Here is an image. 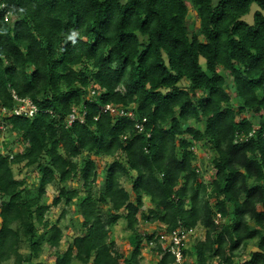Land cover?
Returning <instances> with one entry per match:
<instances>
[{"label":"trees","instance_id":"1","mask_svg":"<svg viewBox=\"0 0 264 264\" xmlns=\"http://www.w3.org/2000/svg\"><path fill=\"white\" fill-rule=\"evenodd\" d=\"M188 1L196 30L186 26L185 0H0V104L11 107L14 90L39 108L33 117L5 119L25 146L12 158L0 153V264H46L34 262L42 246L59 247L63 231L41 203L48 184L57 189L51 205L75 200L85 229L62 253L54 251L52 264H140L144 196V221L164 230L204 228V238L182 250L183 264L188 254L195 264L214 257L264 264V139L238 137L253 124L244 113L264 126V0ZM5 12L15 19L4 21ZM88 88L93 96L86 97ZM106 103L131 106L133 118L101 111ZM75 107L84 119L67 125ZM200 122L202 129L193 125ZM199 140L213 151L208 184L193 164ZM100 156L112 161L96 196L91 185ZM19 163L38 172L34 192L14 176L11 166ZM122 176L131 178V192ZM73 179L82 191L67 185ZM119 220L130 231L129 257L110 238L108 226ZM248 245L254 250L242 258ZM152 249L156 264H175L159 244Z\"/></svg>","mask_w":264,"mask_h":264},{"label":"rangeland","instance_id":"2","mask_svg":"<svg viewBox=\"0 0 264 264\" xmlns=\"http://www.w3.org/2000/svg\"><path fill=\"white\" fill-rule=\"evenodd\" d=\"M186 5L189 8V15L186 20V26L189 30H196L197 29V22H196V15L194 10L192 9L188 0H185ZM256 5L252 4L249 13L244 15V19L247 22H252V13L256 9ZM141 40H143L142 36H139ZM201 66L204 67V64L201 63ZM225 74L226 83L230 82V77L227 72H223ZM230 86V85H229ZM88 93L86 97H90L89 89H87ZM229 93L232 96V105L236 107L238 105V98L236 97L233 89L229 88ZM78 109V107H77ZM77 112V110H76ZM249 113H244L242 116L247 115L249 116L252 121H257V116L248 115ZM192 125V122H190ZM194 126H198L199 129L203 128V124L200 123H193ZM25 144L22 143L20 137L17 135L16 132L10 130L8 125H4L2 129H0V148L2 147L3 153H9L15 155L16 152L22 151L24 149ZM192 149L196 153V159L193 161V164L196 166V171L198 173V178L204 181L206 184L210 183L214 174V169L210 165L209 161L212 155V150L210 149L209 143L205 142L204 140H199L193 143ZM85 156V153L82 155L77 156L74 158V161L80 162V159ZM122 153L119 154V159H121ZM97 168H96V180L91 185V190L94 194L99 195L103 189V177H104V165L112 161L111 157L108 156H100L94 157ZM13 174L18 179H23L25 181L24 186L25 190L35 191L38 183V172L34 169V166H25L23 163L13 164L12 166ZM121 185L131 192V178L129 176H122L120 177ZM69 187H75L83 190L81 182L73 179L67 182ZM45 194L41 198V203L46 205V212L45 216L49 219V221L56 222L61 227L63 231V237L61 239L59 247L55 250V248H50L47 245L42 246V250L40 255L34 259V262L40 261L46 264L53 263V254L54 251L62 253L68 243L72 240L75 234H81L85 231V229L81 225L82 218L78 213V209L76 201L73 200L71 204H64L61 202L55 206L51 205V201L53 197L57 194L56 185L48 184L46 186ZM25 194V191L23 193ZM33 193H29L28 197H31ZM133 195L131 194V199ZM213 201V198H210ZM100 206V204H99ZM150 206L149 198L143 197V206L141 207L140 211L138 212L137 216L139 222L137 224V231L142 235L141 239V259L140 264H156L159 259V254H156L152 247H149L146 244V236L150 233L157 232L160 229H163L164 226L160 225L157 221L148 222L144 221L142 218H146L147 209ZM101 211L105 214L108 210L111 209L110 204L107 203L105 206L101 204L100 206ZM64 211V214L61 216V212ZM226 220V219H225ZM110 238L114 240L115 246L118 248L119 252L124 256L126 255L129 257L130 250L132 248L130 242V231L126 228L125 222L123 220H119L111 225L108 226ZM198 238L199 240L204 238V228L198 227ZM197 239H190L185 242V247L188 248L193 242ZM254 250L253 245H248L245 250L242 252V258L247 257L249 253ZM19 251L22 253L28 252V245L26 242H22L21 246L19 247ZM189 264H195L194 256L187 255L186 257ZM217 261V258H212L209 263H214ZM3 264H13V259H9L5 261ZM73 264H79L78 261H74Z\"/></svg>","mask_w":264,"mask_h":264},{"label":"built area","instance_id":"3","mask_svg":"<svg viewBox=\"0 0 264 264\" xmlns=\"http://www.w3.org/2000/svg\"><path fill=\"white\" fill-rule=\"evenodd\" d=\"M2 6V5H1ZM3 19L6 22L13 20V15L10 12H5L3 15ZM90 96L95 94L94 88H88ZM11 98H12V106L7 107L4 105H0V129L6 126L5 119L10 115L23 116V117H33L38 111L39 108L36 103L29 97H20L14 90H11ZM77 110V112H76ZM79 108H73L71 113L66 117L67 125H70L74 120L78 119L83 121L84 119V109L82 113H78ZM101 111L107 112L112 116H127L129 118H133V111L130 106H122L119 104L106 103L101 106ZM145 122V118H142L140 121L135 123V128L137 131H141L143 128V123ZM260 134V136L264 139V126H261L257 121H253L252 127L247 135L241 136L238 135L241 139H248L249 137L256 136ZM237 135V134H236ZM0 153H3L2 147L0 148ZM13 155L9 154V158H12ZM219 215L217 214V217ZM199 239L198 232L196 227H177L171 230L160 229L154 234L153 238L146 241V244L149 247L159 244L162 251L169 252L174 257L175 264H183L184 255L183 249L185 247V242L190 239ZM210 264V263H209ZM211 264H224L220 262L218 259L216 262Z\"/></svg>","mask_w":264,"mask_h":264},{"label":"crops","instance_id":"4","mask_svg":"<svg viewBox=\"0 0 264 264\" xmlns=\"http://www.w3.org/2000/svg\"><path fill=\"white\" fill-rule=\"evenodd\" d=\"M13 15V14H12ZM13 19H15V16L13 15ZM201 63H203V62H201ZM184 82V81H183ZM1 105V104H0ZM130 108H131V106H130ZM132 110V109H131ZM8 125V124H7ZM9 126V125H8ZM162 225V224H161ZM197 229V232H198V228H196ZM131 241V240H130Z\"/></svg>","mask_w":264,"mask_h":264},{"label":"clouds","instance_id":"5","mask_svg":"<svg viewBox=\"0 0 264 264\" xmlns=\"http://www.w3.org/2000/svg\"><path fill=\"white\" fill-rule=\"evenodd\" d=\"M73 35H75V34H73Z\"/></svg>","mask_w":264,"mask_h":264}]
</instances>
